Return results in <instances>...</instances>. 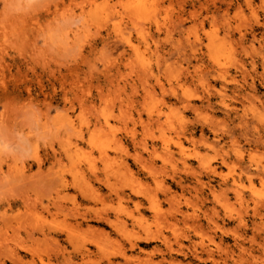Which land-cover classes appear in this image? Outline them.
I'll return each mask as SVG.
<instances>
[{
	"label": "rangeland",
	"instance_id": "obj_1",
	"mask_svg": "<svg viewBox=\"0 0 264 264\" xmlns=\"http://www.w3.org/2000/svg\"><path fill=\"white\" fill-rule=\"evenodd\" d=\"M107 258L264 264V0H0V264Z\"/></svg>",
	"mask_w": 264,
	"mask_h": 264
},
{
	"label": "bare ground",
	"instance_id": "obj_2",
	"mask_svg": "<svg viewBox=\"0 0 264 264\" xmlns=\"http://www.w3.org/2000/svg\"><path fill=\"white\" fill-rule=\"evenodd\" d=\"M184 163V162H183ZM73 183H75V182H73ZM73 183H72V186H73ZM79 183V182H78ZM73 187H76L75 186V184H74V186ZM77 188H79V187H77ZM88 188H90V190H91V187H88ZM85 190V189H84ZM87 191V190H86ZM135 204L137 205V206H141V202L139 201V200H137L136 202H135ZM181 215V214H180ZM183 215V214H182ZM188 215V214H187ZM81 219L78 221H76V224H77V226H80V224H82L81 222H82V220H84L83 218L84 217H80ZM98 218V217H97ZM100 219H103L104 221V223H106V224H108L109 226L111 225V223H110V221L107 219V217L106 216H102V217H99ZM183 218V217H182ZM185 220V219H184ZM161 226V225H160ZM159 230H161V229H159ZM147 232H149V231H147ZM154 233H156L155 231H153ZM150 233V232H149ZM149 233H147V234H145L144 236H138V238H137V240H141V241H143V242H145V243H148L149 241H152V240H159V241H161L162 243H164L166 246H167V244H166V241H165V239H166V237L165 236H156V235H151V233H150V235H149ZM161 235V234H160ZM180 245V244H179ZM137 246V241H134V242H129V249H132V248H134V247H136ZM79 251V254H80V256H81V258H83L85 255H87L90 251H89V248H87V247H84V245H82L81 246V248L78 250ZM163 251L159 248V246L158 245H154V246H152V250H151V253H147V254H149V256H150V258H151V256L153 255V254H155V253H162ZM118 256H121V257H126L125 256V251H124V248L122 247L121 248V250H119L118 251V254H117ZM162 255V254H161ZM126 261H128V258L126 257V258H124ZM123 259V260H124ZM125 261V263H122L121 262V264H130V263H128V262H126ZM107 264H120L119 262H113L112 260H110V258H107V262H106Z\"/></svg>",
	"mask_w": 264,
	"mask_h": 264
}]
</instances>
